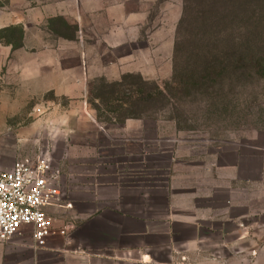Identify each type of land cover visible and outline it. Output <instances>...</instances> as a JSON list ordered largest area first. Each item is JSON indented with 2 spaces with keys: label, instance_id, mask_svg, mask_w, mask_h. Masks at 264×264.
Returning <instances> with one entry per match:
<instances>
[{
  "label": "rangeland",
  "instance_id": "374dc122",
  "mask_svg": "<svg viewBox=\"0 0 264 264\" xmlns=\"http://www.w3.org/2000/svg\"><path fill=\"white\" fill-rule=\"evenodd\" d=\"M128 6L147 8L138 45L149 44L155 53L150 67L145 53L139 54L148 73L142 77L150 84L163 86L171 80L179 41L180 71L193 64L195 52L201 59L220 56L218 61L230 53L247 55L243 63L248 71L223 69L209 79L208 88L203 85L190 95L172 92L156 108L149 104L139 110L138 118H127L130 106L121 109L118 101H107L103 94V82L111 81L109 70L108 77L70 84L76 86L71 97L58 93L62 82L45 80L42 90L35 85L30 89L18 73L20 62L37 59L47 66L58 62L61 75L67 76L79 62L76 72L84 77V0H0V169L49 152L54 167L61 170L59 186L67 201L63 179L70 142L77 141L79 152L93 146L96 155L113 156L112 167L118 170L121 150L132 138L139 150L134 154L140 163L134 169L141 181L150 175L157 189L168 188L178 208L203 207L204 216L220 221L229 216L232 238L249 231L259 236L264 232V0H221L205 13L193 0L182 25L185 0H130ZM112 17L121 22L117 8L105 14L109 28ZM122 27L126 36L130 30L136 36L135 26L126 20ZM58 222L55 227L63 228ZM218 231L219 236L226 234L224 228ZM23 233L24 245L0 242V264H37L32 227L16 235ZM235 247L245 245L238 242Z\"/></svg>",
  "mask_w": 264,
  "mask_h": 264
},
{
  "label": "crops",
  "instance_id": "0c3cea01",
  "mask_svg": "<svg viewBox=\"0 0 264 264\" xmlns=\"http://www.w3.org/2000/svg\"><path fill=\"white\" fill-rule=\"evenodd\" d=\"M128 1L84 0L87 17L84 77L76 72L79 62L72 65L75 72L67 76L61 75L58 62L47 66L37 59L24 60L18 73L26 87L31 89L35 85L37 90H42L45 80L53 84L55 79L56 84H65L58 93L71 97L76 86L70 84H83L92 77H108V70L111 81H118L127 73L148 76L139 54L143 51L147 64L151 60L153 66L155 53L149 44L138 45L139 26L147 20V8L129 7ZM116 8L121 13V22L117 24L112 17L109 28L105 14ZM124 20L135 26V37L132 30L126 36L122 27ZM171 49L168 48L169 59ZM91 127L97 132L95 125ZM125 143L119 163L121 170L112 167L113 156H101V153L98 156L93 146L79 152L77 141L69 143L72 152L68 154L63 179L68 199L62 198L59 205L47 208L49 214H58L57 224L67 227V233L57 232L47 238L44 246H36L37 264H264V232L257 236L249 231L232 238L229 216L220 221L204 216L203 207H176L168 188L157 189L150 175L145 177L146 181L140 180V173L134 169V164L140 163L139 155L134 154L139 150L132 138ZM106 144L108 147L111 143ZM133 155L137 157L135 161ZM126 169L130 172H124ZM66 202L72 207L65 206ZM223 228L224 237L218 234ZM28 229L24 227L23 231ZM26 238L23 233L6 242L24 245ZM238 242L245 247H235Z\"/></svg>",
  "mask_w": 264,
  "mask_h": 264
},
{
  "label": "built area",
  "instance_id": "2783aa9c",
  "mask_svg": "<svg viewBox=\"0 0 264 264\" xmlns=\"http://www.w3.org/2000/svg\"><path fill=\"white\" fill-rule=\"evenodd\" d=\"M60 177L61 170L54 167L49 152L20 158L11 169H0V242L9 241L29 226L39 247L55 233H67V227H55L59 217L47 212L63 197Z\"/></svg>",
  "mask_w": 264,
  "mask_h": 264
},
{
  "label": "trees",
  "instance_id": "16d2710c",
  "mask_svg": "<svg viewBox=\"0 0 264 264\" xmlns=\"http://www.w3.org/2000/svg\"><path fill=\"white\" fill-rule=\"evenodd\" d=\"M203 9V13L206 10L209 12L214 10L221 0H196ZM193 0H185V16L181 20V25L186 21V9ZM182 42H178L175 46V68L174 73L170 81L164 83L163 86L158 83L150 84L146 81L141 74L127 73L124 74L118 81H106L103 82V94L107 95V101L115 99L119 102V108L123 109L124 106H130L131 109L127 118H138L139 110H142L146 106L151 104L156 108L159 102L167 101V98L171 93H179L190 95L192 93L200 92L203 85L208 88L209 79L219 74L223 69H230L232 72L237 73L239 71H248V66L244 63V60H248L247 55H243L242 58L238 57L237 53H230L225 56L222 61H218L216 58L220 56H205L201 59V54L198 52L193 53V59L191 65L180 71L178 65L180 64L179 56ZM236 52V51H233ZM257 65H262L256 63ZM133 79L134 81H130ZM145 106V107H144Z\"/></svg>",
  "mask_w": 264,
  "mask_h": 264
}]
</instances>
